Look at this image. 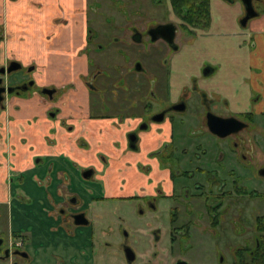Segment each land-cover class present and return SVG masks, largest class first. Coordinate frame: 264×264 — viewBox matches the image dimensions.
<instances>
[{
    "label": "flooded vegetation",
    "instance_id": "af4514ba",
    "mask_svg": "<svg viewBox=\"0 0 264 264\" xmlns=\"http://www.w3.org/2000/svg\"><path fill=\"white\" fill-rule=\"evenodd\" d=\"M149 1L155 10L162 3L166 4L167 20L154 21L147 26L139 24V28L132 23L124 38L136 46L160 42L169 52L176 54L179 50L176 34L191 36L200 29V20L195 18L188 24L183 9L174 4L175 0ZM133 6H136V1ZM141 7L139 4L137 10L129 14L141 16ZM111 8L107 11L111 12ZM108 12L96 1L88 4L85 0L79 10L81 19L72 21L73 25L81 28L82 35L77 37L78 42L70 44L74 45L70 51L75 49L76 55H80L85 64L86 73L81 72V67L75 76L80 78L85 90L87 119L106 120L113 132L120 125L129 127L124 134L125 149L137 159L134 167V173L139 176L138 183L135 182L137 187L128 195L106 196L104 183L93 178L95 172L92 166L78 169L76 178L62 170L61 177L57 179L56 171L47 165L42 179L28 180L27 184L24 170L9 163L7 176L2 181L8 190V198L0 199V264H264V242L260 243L264 241V215L254 218L253 236L249 243L247 201L242 200L254 191L238 185L235 178L226 183V178L234 175L232 163L243 168L245 164H251L254 152L264 139V124L260 126L259 123L255 127L251 113L248 114L251 121L247 114H231L226 101L208 96L207 92L199 89L198 79L193 76L189 79V86L182 88L173 102L150 114L153 105L149 93L154 82L133 84L135 75L144 71L140 64L129 63L126 68L123 65L112 66L119 76L112 80L109 72L98 69L97 63L91 60L93 54L106 51L115 58L116 51H110V44L105 42L103 46L98 42L105 36H110L111 40L117 38L108 34L118 26L116 17L109 15L112 28L105 27L106 21L101 19ZM114 13L117 11L114 10ZM54 22L59 25L63 20L56 19ZM96 23L100 25L95 29ZM167 24L174 26L172 46L159 39L151 41L152 29ZM11 62L18 64L19 68L9 74L0 73V87L11 89L9 93H1L0 115L6 110L9 97L23 98L25 94L34 92L48 105L47 117L59 121L66 132H72L74 115L78 120L82 118L79 116L81 108L73 106L75 114L66 112L69 114L63 115V97L77 95L75 84L39 85V79H36L38 75L41 77L39 68L23 65L17 60H5L0 64V70H5ZM136 64L139 70H136ZM88 68L93 70L87 73ZM205 69L210 72L212 68L208 66ZM205 69L201 78L206 77ZM13 72H21L20 78L7 82ZM123 75L133 87L124 83ZM29 82L32 84L28 85ZM65 84L67 90L63 89ZM165 84L168 94V80ZM23 85L26 89L20 90ZM142 88L146 90L148 99L145 96L143 100L142 95H138ZM43 90L50 94L42 93ZM119 91L123 92V101L119 100L117 104L118 108H127L125 115L119 110L113 115H105L106 96L109 94V99L114 100ZM137 103H144L139 115L135 111ZM190 105L195 112L192 124L195 122L194 129L198 127V133L190 135L193 128H183L180 133L189 138L181 140L178 147L173 146L171 139L142 154L140 134L150 133L152 125L165 121L173 126L175 119H179L177 121L183 127L184 122L178 114L185 113ZM181 106L182 110L175 109ZM93 108L99 109V115L92 114ZM148 111L150 115L145 120L144 115ZM157 115L162 120L154 122ZM207 115L235 118L245 127L236 133L218 137L207 130ZM143 126L144 129H141ZM132 133L136 137L133 149L127 140V135ZM260 134L261 139H258ZM81 142L78 141L77 147L90 149L89 144ZM3 143L9 151L14 150L8 143ZM113 146L117 147L118 143L114 141ZM2 155L5 156V152ZM141 158L144 163L138 160ZM99 160L102 161L103 157ZM41 190L44 193L41 194ZM12 203L13 208L10 207Z\"/></svg>",
    "mask_w": 264,
    "mask_h": 264
},
{
    "label": "crops",
    "instance_id": "0c3cea01",
    "mask_svg": "<svg viewBox=\"0 0 264 264\" xmlns=\"http://www.w3.org/2000/svg\"><path fill=\"white\" fill-rule=\"evenodd\" d=\"M218 1L215 0L214 3L222 8L227 7L226 2ZM262 1L264 0H258L261 10L254 9L257 16L248 20L244 26H239L237 20L243 16L242 5L231 0L229 4L235 12L230 20L224 18L225 21H219L212 18L209 20L208 30L199 29L186 37L190 38L191 44H184L185 54L183 50H179V59L172 62L177 77H172L168 86L179 83V87H187L191 76L199 79L198 67L205 66L204 58H210V53L216 58L224 57V63L216 60L217 62L206 64L212 68L207 75L210 80L203 81L204 84H200L199 89L207 92L208 96H216L226 101V107L231 114L251 113L252 121L259 122V117L264 114ZM84 4L85 0H0V27L7 33L6 36H10L4 44L0 43V62L3 63L4 59L11 55L22 63L31 58L42 60L45 56L65 55L66 51L72 48L71 40L82 35L81 28L73 25L72 21L81 19L79 10ZM56 19H62L63 22L56 25ZM219 23L223 25L220 29ZM22 36L38 38H19ZM47 36L53 38L56 43L52 42L53 40L47 42ZM43 41L50 43V46H46L49 51L45 55L39 53L37 57L32 50L39 49L41 52ZM78 73V70L74 72L71 69L68 73L56 74V77L64 75V79L72 78L71 74ZM44 79L47 78L40 77L39 82L43 83ZM177 79L179 82L175 83ZM170 86V101L173 102L178 94L176 95ZM79 95L74 100L72 96L70 103L72 108H81L79 116H82L78 120L76 114L74 115L72 132H66L64 125L60 126L59 121L47 117L48 105L36 96L31 99L14 98L11 105L6 107V114L0 115L1 200L8 198V190L4 187L2 189V181L7 176L6 168L9 163L24 170L27 184L30 180L33 182L42 179L47 165L56 171L57 179L61 177L62 170L68 172L70 177L76 178L78 169L92 166L95 172L93 178L104 183L106 196L128 195L137 187L131 183L132 178H129V173H134L137 159L125 149L124 134L129 127L120 125V128L113 132L108 127V121L87 119L85 94L81 91ZM172 132L173 126L165 121L152 125L150 133H141L139 145L142 154L156 149L162 141L169 142L173 136ZM78 141L89 144L90 149L77 147ZM114 141L118 143L115 148ZM3 142L8 143L14 150L9 151ZM3 152L5 156L2 155ZM99 157H103V160H99ZM138 160L144 163L142 158Z\"/></svg>",
    "mask_w": 264,
    "mask_h": 264
},
{
    "label": "rangeland",
    "instance_id": "374dc122",
    "mask_svg": "<svg viewBox=\"0 0 264 264\" xmlns=\"http://www.w3.org/2000/svg\"><path fill=\"white\" fill-rule=\"evenodd\" d=\"M95 1L101 5V8L104 9L105 12H108L107 9H110V6H112L111 12H108V14L101 16V19L104 22L106 21L105 22L106 25H104L105 27H111V28L113 27L111 19H110L111 17L109 15L116 17V19L119 22H117L118 26L114 27V32L108 33L109 35H115L117 38H113V40H111V38H109L110 36H105V38H101V39L99 38V40H98V42L100 44H102L103 46L105 45V42H107V44H110V46H109L110 51H112V52L116 51L115 58L112 57V55L110 53H108V51H106V53L100 52L98 54H93V58L91 60H94L95 63H97L98 69L109 72L112 80H116L119 77L117 75L116 71L114 69H112V66H115V68H116V67H121L123 65V67L126 68V64H127V66H130V64H133V63L140 64V66L144 69V71L141 74L135 75V78L133 80V84L137 85V83L143 82V81L144 82L151 81L152 84L154 82V84H153L154 86L149 93V95L151 96L150 102L153 105V108L151 109V113H150V111L145 113L144 119L146 120L149 117L148 116L149 113L152 114L156 109H161L162 107L166 106L167 103L170 104V102H172V101H170V96H171L170 94L171 93L167 94L165 92V85H166L165 82H166V80H168V83H169L170 79L172 80V77L174 79H176V77H177L176 73H175L176 69H174L172 67V62H174V60L176 61L179 59V57H180L179 50L180 51L183 50V48L186 47L187 43L191 44V41L189 40L190 38H186L185 35H180L179 32L176 34V43L179 47V50L175 54V56H174V54H172V52H169L163 46V44H161L160 42H158V44L156 43L155 45L149 44V43L148 44L143 43V44H140L137 46L133 45L132 43L128 42V38H124V36L127 33L129 26L133 23V24L137 25V28H139V24L141 26H147V25L152 24L154 21L159 22L162 19L167 20V13H166V7H165L166 4L162 3V6L156 7V8H159L160 10L159 9L155 10L151 7L152 2H150L149 0H131L130 3H129V0H94V1L93 0H87L88 4H91L92 2H95ZM135 1H136V6L134 7L133 3ZM209 1L210 2H209V10L208 11H209V20L210 21L212 20V18L213 19L215 18V20H219V19L224 20V18H226V20H228V19L230 20V17H233L235 10L233 8H231L232 5H230L227 0H220V2H224V3L226 2V4H225L227 6L226 8H222L218 4L214 3L215 0H209ZM235 1L238 4L240 3V0H235ZM261 3H262V6H264V1H262ZM139 4L143 7V8L141 7L142 11H140L142 13V14L140 13L141 16H138L136 13L129 14L130 11L137 10ZM221 5L223 6V4H221ZM253 7H254V9L261 10V5L258 4V0L253 1ZM114 10L117 11L116 14L114 13ZM118 12H119V14H118ZM160 14H161V16H160ZM89 19H91V18H89ZM240 19L241 18L237 19L239 26H241ZM209 20H208V24L210 25ZM100 23H98V24L96 23V26L94 28L96 29L97 27H99ZM209 25H207L205 28H201V29L208 30ZM221 26H223V25L220 24L219 29L221 28ZM6 34L7 33L4 30H2V28L0 27V43L2 42L4 44V41L10 37V36H6ZM19 38H38V37L22 36ZM46 38H49V36H47ZM52 40H53V38H49V40L47 42H51ZM77 40H78V38L72 39L71 40L72 44L77 42ZM34 41H35V39H34ZM115 41H117V42H115ZM47 42L46 41L42 42L41 52L39 49L38 50L37 49H35V50L31 49L37 57L39 56V53H43L45 55L49 51L48 47H46V46H50V43L48 44ZM52 42H55V41L53 40ZM184 44H186V45H184ZM72 46H74V45H72ZM3 52H4V50H3ZM183 54H185L184 50H183ZM56 56L57 55L45 56L44 58H42V60H40V59L34 60L33 58H31L30 60H28L25 63H22V61L16 59L13 55H11L10 57H7L4 60H12V61L17 60L20 63H22L23 65H32V66L35 65L40 70L39 72L41 73V78L42 77L47 78V79H44V82H43L46 85H48L49 83H55L56 85H58L59 83H66V84L73 83V85L75 84L74 87L76 86L78 93L81 91L84 92L85 90H84L83 86L81 85V80H80V78L78 79L77 76H75L76 74H71V76H73V77L72 78H66V79H64V77H65L64 75H62V77L60 76L59 78L56 77V74H58V73L64 74L65 72L68 73L71 69H73L74 72L77 70L81 71L80 70L81 67L83 68V71H81V72H83V74L86 73L85 64L83 63L82 57H79L80 55H76L75 49H72L71 51H66L65 55H63V56H61V55H59L57 57ZM209 56H210V58H208V57L204 58V63L208 64V63H211L212 61L213 62L219 61L221 63L225 62L224 57H217L216 58L215 56L213 57L211 53ZM0 64H2V63L0 62ZM206 64H205V66H202V68L198 67V70H197L198 71V78H199L197 81L198 87L200 84H204V82H208L210 80L209 76L201 78V75L203 76V70L208 67V66H206ZM218 65L220 67L219 63H218ZM223 67H225V65H223ZM222 69H224V68H222ZM92 70H93V68H88L87 73L92 71ZM199 71H200V73H199ZM166 73H168V76L166 75ZM20 74H21V72H13L9 75V77L6 79V81L7 82L17 81L18 78H20ZM123 78H124V83L130 84L124 75H123ZM211 78H214V77H211ZM36 79L40 80V78L37 76H36ZM178 79L175 81V83L179 82ZM39 80L37 81L38 84L39 85L43 84V83H40ZM163 80H164V82H163ZM82 82H83V80H82ZM110 83L111 82H109V84ZM66 84L63 86L64 87L63 89H65V90H67V88H68V86ZM130 86H131V84H130ZM133 86H131V87H133ZM184 87H186V86L184 85V86L179 87V83L174 85V86H170V88L174 91V93L176 95L179 94L181 89ZM78 93H76L77 95H74L75 97H73V100H74V98H78L80 96ZM105 93H107V91ZM139 93L140 94H138V95H140V96L142 95L141 98L144 100V97L147 95L146 90L144 88H142V89H140ZM36 95L34 92H31V93L25 94L23 98L24 99H31ZM70 95L71 94H69L68 97L67 96L63 97V103H64L63 104V109H64L63 115L69 114L66 112H70L72 114H75L74 108H72V104H70V103H72V101H71L72 95L71 96ZM122 95H123V92L119 91L117 93V97L114 100L109 99L110 98L109 94L106 96V101L104 103V107L106 108L104 111V112H106L105 115H113L114 112L118 111V110L122 112L121 113L122 115H125L124 111L127 110V108H125V107L118 108L119 104H117V102L119 100L123 101V99L121 98ZM13 99H14V97L8 98L7 103L5 104L6 107L8 105H11V103L13 102ZM146 99H148L147 96H146ZM43 100H41V101L44 103L45 100L44 101ZM120 105H125V104L121 103ZM142 105H144V103L143 104L137 103L136 110H135L137 112L136 113L137 115L140 114V112L142 110ZM14 109H15V106H14ZM6 110H4V114H6V112H7ZM129 110L132 111L133 113L135 112L133 109H129ZM92 114L93 115H99V109L93 108ZM178 115H180L182 122H184V126L183 127L181 126V124H180L181 122L178 123L177 120H179V119H175V122L173 124L172 144H173V146H176V147H178V143L180 144L181 140H186L187 138H189L187 136L185 137L184 134L180 133L181 132L180 130H182L183 128L186 129V128L192 127L193 129L190 130V132H191L190 135L197 134L198 133L197 131L199 130L198 127L194 129V127L196 126L195 122H194V125L192 124V121L195 118V112H194V109L191 108V105L188 106L187 111L185 113L178 114ZM257 123H260V126H262V124H264V117L263 116L259 117V122L254 123V124H256L255 127L259 126V124H257ZM151 128H152V126H151ZM260 129H262V131H263L262 127ZM260 129H259V131H260ZM257 131L258 130H256L255 133H257ZM157 133L159 134V132H157ZM261 135L262 134L257 136L258 139H261ZM213 140L217 141L215 139H213ZM259 146L260 147L257 148L256 151L254 152V158L252 159L251 164H245L244 165L245 167L243 168L242 165L232 163L231 168L234 172V175L226 178V183H229L231 179L235 178L238 185L244 187L246 190H248L250 192L252 190L254 191V194H250L249 196L247 195L246 197H244L242 199L243 201H247V202H245V204H246L247 215L249 216V219L247 221L248 222V224H247L248 228H250V231L248 233L249 243H251V241H252L253 231L251 230V228H253L254 218L257 216H263L264 215V178L258 175V171L260 169L264 168V139L259 143ZM215 147H216V144H215ZM190 149H192V148H190ZM223 175H224V173H223ZM129 178H132L131 183H133V184H135V182L138 183L139 176H137L135 173H133V172L129 173ZM3 187L4 186H2V189H3ZM42 193H44V192L41 190V194ZM12 205H13V203L10 204L11 208H13ZM6 212L9 213L8 209L6 210ZM12 212H13V210H12Z\"/></svg>",
    "mask_w": 264,
    "mask_h": 264
},
{
    "label": "water",
    "instance_id": "95a60500",
    "mask_svg": "<svg viewBox=\"0 0 264 264\" xmlns=\"http://www.w3.org/2000/svg\"><path fill=\"white\" fill-rule=\"evenodd\" d=\"M228 2H231V0H227ZM253 1L254 0H240V3L243 8V16L240 19L241 26H244L246 22L254 17L257 16V12L254 10L253 7ZM150 35L152 36L151 41H155L157 39L164 41L168 45L172 46L173 39H174V26L171 24L167 25H160L156 28L152 29L150 32ZM19 68V65L15 62H11L8 67L5 70H0V73L9 74L12 71H15ZM136 70H139V65L136 64L135 66ZM211 71V70H210ZM209 73V70L205 69L204 75L207 76ZM32 82H29L28 85H31ZM20 90H25L26 86L23 85L19 88ZM11 91L10 88L5 89L3 87H0V102L2 101V95L1 93L7 92L9 93ZM42 93L50 94L49 91L43 90ZM176 110H182L183 107L175 108ZM154 122H159L162 120L160 115H157L154 117ZM207 130L218 137H224L231 133H236L239 130L243 129L245 127V124L241 123L240 121L236 120L235 118H219L212 115H207V121H206ZM144 129V126L141 128ZM127 140L129 142V147L134 148V142L136 140L135 134H128ZM260 176L264 177V169L260 170L259 172Z\"/></svg>",
    "mask_w": 264,
    "mask_h": 264
},
{
    "label": "trees",
    "instance_id": "16d2710c",
    "mask_svg": "<svg viewBox=\"0 0 264 264\" xmlns=\"http://www.w3.org/2000/svg\"><path fill=\"white\" fill-rule=\"evenodd\" d=\"M174 4L179 9H183L185 14L184 19L188 24L192 23L195 18H198V20H200V29L205 28L208 25V0H175ZM247 118L251 121L250 115H247ZM263 226L264 225H262V227ZM262 239H264V237H262ZM263 242L264 241L260 243Z\"/></svg>",
    "mask_w": 264,
    "mask_h": 264
}]
</instances>
